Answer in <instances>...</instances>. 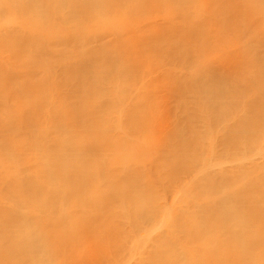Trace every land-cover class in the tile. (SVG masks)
Masks as SVG:
<instances>
[{
  "label": "bare ground",
  "instance_id": "bare-ground-1",
  "mask_svg": "<svg viewBox=\"0 0 264 264\" xmlns=\"http://www.w3.org/2000/svg\"><path fill=\"white\" fill-rule=\"evenodd\" d=\"M0 264H264V0H0Z\"/></svg>",
  "mask_w": 264,
  "mask_h": 264
}]
</instances>
